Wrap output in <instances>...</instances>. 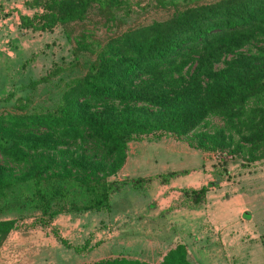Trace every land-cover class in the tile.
<instances>
[{"label":"trees","instance_id":"trees-1","mask_svg":"<svg viewBox=\"0 0 264 264\" xmlns=\"http://www.w3.org/2000/svg\"><path fill=\"white\" fill-rule=\"evenodd\" d=\"M121 5L30 0L26 6L41 14L18 19L21 28L50 31L81 22L93 8L111 17ZM73 53L93 59L63 84L51 108L0 114V212L32 210L45 224L44 218L62 213L108 210L121 186L146 182L106 179L121 168L126 144L151 133L219 152L220 165L227 157L264 164V0L186 4L165 20L128 28L94 47L76 39ZM22 101L16 99V106ZM209 117L221 126L196 131ZM20 188L19 198L10 200ZM204 193L200 188L183 195L197 205ZM14 227V219L0 220V247ZM92 264L147 263L114 258ZM160 264L195 263L176 245Z\"/></svg>","mask_w":264,"mask_h":264},{"label":"crops","instance_id":"crops-1","mask_svg":"<svg viewBox=\"0 0 264 264\" xmlns=\"http://www.w3.org/2000/svg\"><path fill=\"white\" fill-rule=\"evenodd\" d=\"M168 172L177 174L166 178ZM112 178L116 182L147 180L139 188L123 185L111 195L107 241L98 239V244L88 247V261L76 264L114 258L160 264L176 245H183L195 264H229L250 243L258 254L251 264H264L262 161L244 163L232 158L219 165L211 152L162 136L129 141L124 162ZM200 188H205L202 201L193 205L183 192ZM84 213L81 216H101V211ZM65 219L75 226L72 215Z\"/></svg>","mask_w":264,"mask_h":264},{"label":"rangeland","instance_id":"rangeland-1","mask_svg":"<svg viewBox=\"0 0 264 264\" xmlns=\"http://www.w3.org/2000/svg\"><path fill=\"white\" fill-rule=\"evenodd\" d=\"M29 1L0 0V114L51 108L57 102L63 84L72 77L82 75L84 62L93 59L87 53L74 55L73 43L76 39L83 38L85 44L91 43V47H94L128 28L165 20L186 4H206L217 0H119L122 5L113 10L111 17L93 8L81 22L71 23L66 28L56 26L50 31L20 27L19 15L32 17L34 13L41 14L40 9L26 6ZM164 1L173 3L163 5ZM228 58L229 55L225 59ZM217 66L220 67L221 63ZM7 97L10 98L5 99ZM18 98L23 101L16 106L15 100ZM219 126L220 119L209 117L196 131L211 133ZM159 137L162 136L151 133L136 140L152 141ZM234 159L240 161L237 157ZM112 177L106 181H114ZM23 190L17 189L9 199L19 198ZM82 214L85 213H70L75 225L71 226L72 222L65 219L66 213L50 220L44 218L47 222L43 224L32 210L12 208L0 212V220H15L14 229L0 247V264H76V261H88V251L94 243L107 241L111 225L108 210H101V216ZM68 227L74 228L70 230ZM95 233L99 236H93ZM84 241H88V244ZM253 245L248 244V248L241 250L235 261H228L229 264H251L258 257ZM75 249H79V252ZM84 252L86 254L82 256ZM217 264L227 262L217 261Z\"/></svg>","mask_w":264,"mask_h":264},{"label":"built area","instance_id":"built-area-1","mask_svg":"<svg viewBox=\"0 0 264 264\" xmlns=\"http://www.w3.org/2000/svg\"><path fill=\"white\" fill-rule=\"evenodd\" d=\"M224 155L220 154V153H212V159L213 161H215L217 164L220 165L221 163V157H223ZM227 159H230V157H227Z\"/></svg>","mask_w":264,"mask_h":264}]
</instances>
